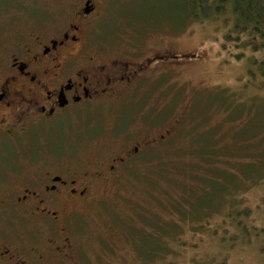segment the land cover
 I'll use <instances>...</instances> for the list:
<instances>
[{"label": "rangeland", "instance_id": "374dc122", "mask_svg": "<svg viewBox=\"0 0 264 264\" xmlns=\"http://www.w3.org/2000/svg\"><path fill=\"white\" fill-rule=\"evenodd\" d=\"M77 1L1 5L0 45L15 30L62 26ZM98 6L91 35L109 57L140 61L165 50L179 56L120 96L98 103L79 123L95 127L100 138L128 130L144 134L149 121L157 126L152 131L172 129L171 138L152 150L161 166L157 158L140 154L116 184L99 187L104 198L82 217L75 236L82 261L264 264V76L248 62L249 52L235 57L237 49L224 39L228 25L222 17L192 18L190 0H100ZM196 130L211 134L207 141L216 149L208 152L216 157L189 154L186 147ZM198 160L207 168L200 175L213 177L207 171L211 165L225 168L227 178H213L211 189L191 172ZM148 170L164 174L149 181L143 175ZM180 198L189 201L185 209L175 202ZM207 201L211 204L195 215L190 212L192 204Z\"/></svg>", "mask_w": 264, "mask_h": 264}, {"label": "flooded vegetation", "instance_id": "af4514ba", "mask_svg": "<svg viewBox=\"0 0 264 264\" xmlns=\"http://www.w3.org/2000/svg\"><path fill=\"white\" fill-rule=\"evenodd\" d=\"M99 3L78 0L62 26L15 30L0 45V264H85L75 236L104 198L99 187L171 138V127L152 131L150 121L149 132L112 138L79 127L98 103L179 56L109 57L91 35Z\"/></svg>", "mask_w": 264, "mask_h": 264}, {"label": "trees", "instance_id": "16d2710c", "mask_svg": "<svg viewBox=\"0 0 264 264\" xmlns=\"http://www.w3.org/2000/svg\"><path fill=\"white\" fill-rule=\"evenodd\" d=\"M8 1L12 2V0H0V6L5 5L8 3ZM188 8L189 15H191L192 18L205 19L213 15L221 16L222 22L228 25V30L224 34V39L226 42L232 43L237 49V51H235V57L242 58L246 51L249 52L247 56L248 62L250 64L256 65L260 74L264 76V0H190V6ZM255 53H261L260 58L252 56ZM249 72L253 73L252 70ZM120 118H123L121 114L119 115V119ZM207 133L200 130H196L194 132V134L190 137L191 143L186 147L189 150V154L192 153L194 155H198L200 156V159L202 158L204 160H206V157L208 156L212 158L216 157L214 154L208 152V150L211 152L210 149L215 150L216 148L214 147L215 144H212L214 142L209 143V141H207L211 136L209 132ZM152 150L143 152L142 156H148L149 159L153 160L157 158V162L161 166V162H159L160 159H158V154H153ZM184 161L187 163L186 166L188 167V162L185 159ZM175 162L176 161L173 162V166ZM200 163L201 162L198 160V163L196 164V166H200V169H198L199 174H197L198 166L195 167V170H191V172L196 175L197 178L199 177L201 182L206 181L209 186H212V188L210 187L211 189L214 188L216 183L215 179L213 178L217 177L218 175L220 177L227 178V170H225V168L220 169L210 165L209 169L207 170L209 171L208 176L211 175L213 177H208L207 179L205 176L200 175L203 174L205 169H207H204L201 166L202 163ZM208 165L206 166L208 167ZM187 171L189 174H191L188 169ZM144 172H147L143 175H146V179H149V181L156 178L158 179L161 174H164L161 173L160 170H156L155 173L151 172L150 170ZM154 174H158V176L152 177ZM182 200H184V202H182ZM175 202L177 203L178 207H184L181 209H185L187 204H189V201L185 198L177 199ZM210 204V201H207L206 203H199L198 205L192 204V209L190 212L196 214L197 208L203 207L204 205L208 206ZM184 211L185 210L181 211L182 215L186 214Z\"/></svg>", "mask_w": 264, "mask_h": 264}]
</instances>
